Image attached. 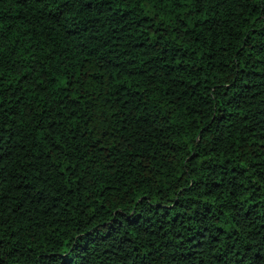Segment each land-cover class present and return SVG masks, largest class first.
I'll list each match as a JSON object with an SVG mask.
<instances>
[{
	"label": "trees",
	"instance_id": "obj_1",
	"mask_svg": "<svg viewBox=\"0 0 264 264\" xmlns=\"http://www.w3.org/2000/svg\"><path fill=\"white\" fill-rule=\"evenodd\" d=\"M253 220L264 0H0V264H209Z\"/></svg>",
	"mask_w": 264,
	"mask_h": 264
},
{
	"label": "snow or ice",
	"instance_id": "obj_2",
	"mask_svg": "<svg viewBox=\"0 0 264 264\" xmlns=\"http://www.w3.org/2000/svg\"><path fill=\"white\" fill-rule=\"evenodd\" d=\"M170 2V0H169ZM141 3H147V0H141ZM155 3V0H153ZM50 138V137H49ZM53 147L56 150H59V143L57 141L53 142ZM69 155H71V151H69ZM59 167L58 163L55 165ZM71 168V165H68ZM63 175V171L60 172ZM239 187V185L237 186ZM235 195V191L232 193ZM137 200L140 204H143L144 201L137 197ZM228 205L222 204L221 207H227ZM139 205H135L134 208H138ZM145 211H149V209L145 208ZM212 210L209 209V212ZM130 223L137 224L139 221V217L135 215V211L128 217ZM247 221V218H244ZM240 225V228L245 229V231H237L236 235L239 237V240L234 239L230 235V239H233V243L228 247V250L223 253V255L213 254V250H209V264L212 261H220L221 264H264V232H260L259 229H254L255 221H251L249 223L237 221ZM262 227H264V222H262ZM231 228H236V225H231ZM257 235H259L260 239H257ZM200 264H205L204 253L201 252L200 255Z\"/></svg>",
	"mask_w": 264,
	"mask_h": 264
}]
</instances>
